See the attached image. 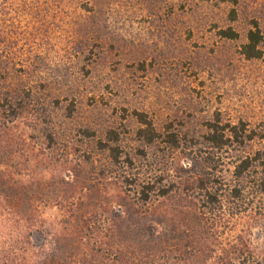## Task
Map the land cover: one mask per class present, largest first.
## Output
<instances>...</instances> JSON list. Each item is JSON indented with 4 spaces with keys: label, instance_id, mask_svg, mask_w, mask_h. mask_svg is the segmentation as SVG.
<instances>
[{
    "label": "rangeland",
    "instance_id": "1",
    "mask_svg": "<svg viewBox=\"0 0 264 264\" xmlns=\"http://www.w3.org/2000/svg\"><path fill=\"white\" fill-rule=\"evenodd\" d=\"M254 22L263 36L261 56L246 59L240 49ZM226 28L236 37H223ZM0 55L7 58L1 84L17 90L9 101L24 106L1 113L9 130L5 136L0 129V159L17 152L14 146L3 152L1 141L8 140L22 148L16 160L23 163L0 188V264H15L6 251L21 243L8 229L22 222L36 224L32 246L47 241L45 226L57 225L56 202L70 188L62 180H92L89 158L100 168L107 164L97 147L107 130L133 144L135 112L157 127L171 123L193 144L216 121L264 126V0H0ZM242 224L234 222L224 239ZM120 226L112 233L116 243L125 239ZM175 227L162 218L167 253L155 240H128L131 264H178L173 240L184 234ZM249 228L254 255L264 256V222ZM111 251V264L124 261Z\"/></svg>",
    "mask_w": 264,
    "mask_h": 264
},
{
    "label": "trees",
    "instance_id": "2",
    "mask_svg": "<svg viewBox=\"0 0 264 264\" xmlns=\"http://www.w3.org/2000/svg\"><path fill=\"white\" fill-rule=\"evenodd\" d=\"M220 33L236 37L230 28ZM245 38L241 54L246 59L259 58L263 36L255 22ZM5 59L0 55V129H5L6 136L9 127L1 113L23 111L24 106L9 101L17 97V90L1 84L7 78ZM134 119L133 144H123L113 130L98 140L97 147L106 153L107 164L100 168L94 158L88 159L95 169L92 180L81 184L62 180L70 186L56 202L62 216L57 225H43L47 227V241L42 246L31 245L30 234L36 224L22 222L8 229V234L15 236L14 244L21 243L6 251L12 253L15 264L19 256L20 264H111V249L122 252L124 261L119 264H131L128 253L132 244L128 240L137 245L140 236L155 240L167 253L168 244L163 246L160 235L162 218L176 222L174 230L184 234V238L173 240L178 264H264V256L254 255L248 235L250 222H264V126L248 128L242 122L216 121L193 144L171 123L157 127L141 112H135ZM4 135L0 133V137ZM1 142L3 152H7L6 147L17 149L13 159H0V188H7V179L23 163L16 160L23 152L8 140ZM171 169L194 177L172 179ZM3 201L1 205H5ZM116 222L122 223L126 232L125 239L117 243L112 233L121 226ZM234 222L243 224L232 239H224ZM138 261L136 264L142 263Z\"/></svg>",
    "mask_w": 264,
    "mask_h": 264
}]
</instances>
